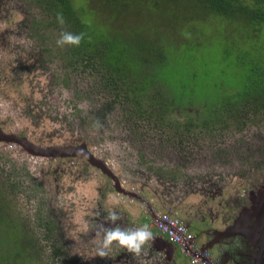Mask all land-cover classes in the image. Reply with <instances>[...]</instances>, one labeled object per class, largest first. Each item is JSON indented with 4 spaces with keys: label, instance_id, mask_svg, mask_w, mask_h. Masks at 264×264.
Instances as JSON below:
<instances>
[{
    "label": "rangeland",
    "instance_id": "obj_1",
    "mask_svg": "<svg viewBox=\"0 0 264 264\" xmlns=\"http://www.w3.org/2000/svg\"><path fill=\"white\" fill-rule=\"evenodd\" d=\"M71 4L75 15L87 20L92 27L93 38H98L99 53L109 47L108 40L116 42L123 50L120 56L131 63L133 83L138 84V88L146 84V92L155 98L156 106L168 105L166 117L157 122L167 127L147 126L140 121L142 124L136 127L124 104L102 93L101 76L107 72L101 70L98 74L95 64L87 66L82 62L75 70H65L69 67L64 57L67 48L58 41L63 34H70L68 22H56L58 29L51 30L45 23L42 25L43 22L38 23L36 30L27 27L26 19L21 20L18 15L20 8L29 13L31 19L34 15L40 18L43 13L42 8L29 0L12 4L15 7L11 9V23L2 21L6 13L4 8L0 11V124L2 122L8 132L27 134L36 143L56 144L62 140L67 142L74 135L83 136L121 180L127 181H123L125 186L141 190V195L153 200L152 207L161 213L169 211V207H174L171 209L174 213L175 207H197L199 195L190 196L179 205L175 203L174 194L162 195L161 192L175 183H185L186 189V183L207 176L211 169L225 170V154L231 158L229 166H232L235 158L243 153V150L239 152L241 141L247 147L249 140L251 145L257 143L253 137L246 140L244 133L253 136L264 133V120L257 119L253 126L243 129L228 121L230 129L222 138L201 136L196 142L184 140L183 143H180L183 134L176 135L179 129L174 128L173 121L202 122L220 109L225 99L229 100L230 95L241 90L253 73L264 67V24L254 27L241 17H214L185 0H71ZM20 21L23 22L19 24ZM4 27L12 29L14 34L1 35ZM5 43L6 47L1 48ZM160 50L168 56L166 64L156 55ZM124 67L130 69L127 63ZM156 94H161L162 100ZM263 114L264 110L258 115ZM262 153L264 157V146ZM0 155L5 156L0 161V170L6 173L16 174L14 163L26 166L38 180L48 171L46 161L28 156L19 147L0 144ZM95 180L98 177L92 182ZM50 183L47 186L48 211L59 223L62 240L75 242L78 248L76 235L85 231L86 224L83 203L73 198L77 201L73 210L56 204V190ZM27 185L24 182V186ZM97 185L95 181L89 187ZM80 187L78 183L79 193ZM0 192L5 198L9 196V207L5 209L15 213L18 225L38 213L39 207H34L36 199L29 201L24 194L14 196L4 189ZM67 211L75 216L74 226L70 224ZM190 231L198 233L192 226ZM8 235L6 222L0 221V264H12L10 258L6 259L13 245ZM174 259L176 264H190L179 250ZM44 263L42 258L41 264Z\"/></svg>",
    "mask_w": 264,
    "mask_h": 264
},
{
    "label": "flooded vegetation",
    "instance_id": "obj_2",
    "mask_svg": "<svg viewBox=\"0 0 264 264\" xmlns=\"http://www.w3.org/2000/svg\"><path fill=\"white\" fill-rule=\"evenodd\" d=\"M18 1L19 0H0V11L4 8V12L6 13V16L2 19L3 22L11 23V9L15 7L12 4L14 3L16 5ZM29 2H33L34 5L36 4L42 8L43 13L41 14L42 17L38 18L34 15L31 19L30 14L22 11L20 8V10H18V15L21 20L26 19L27 27L31 26L32 29L36 30L38 23L43 22L42 25L45 23L47 29L51 30V28L58 29L55 27L56 22L62 24L65 23L63 18L54 19L53 11L50 12L49 9L47 10L44 0H29ZM22 22L23 21H20L19 24ZM13 25L16 26V24ZM5 34L13 35L14 32L9 27H4L1 35ZM6 45L7 43L3 44L1 48L6 47ZM63 48H67L64 57L69 66L66 67L65 70L71 71L77 69L82 62L78 66L73 65V62H70V52L67 43L63 44ZM15 74L18 76L19 72H16ZM4 78L7 79V77ZM101 78L103 81L102 93L112 96L114 102L123 103L126 110H128L131 121H133L134 124L136 123V127H139L142 123L147 126L153 125L154 127L157 125L163 127V129L167 127L162 123V126L157 124V122L160 123V121L166 117V111L161 113L158 119L156 115L150 116V106H148L149 104L147 101L142 100L140 95H138V92H132L134 99L138 100L137 102H133L134 99L129 100L126 93L118 91L115 87L112 88V85L106 86L104 78L102 76ZM56 81L57 78L55 79V82ZM119 99H122V101H119ZM138 102H141L140 111L136 109L138 107ZM215 113L216 115H219L221 112ZM257 119L260 121L264 120L262 117ZM257 119L249 121L244 117H242V119L238 118L236 121L241 120V123L235 122L234 125L238 129L251 127L253 126L252 124H255L253 122H256ZM203 120L204 119L201 121ZM218 120H209L208 117L206 118V124H202V122L191 124L189 122L192 120H189L186 122L173 121V125L174 128L179 129L176 131V135H179V133L183 134L180 143H183L184 140H193L196 142L201 136H206L209 139H212L213 137L214 139L224 137L230 129L228 123L230 120L226 118V116L220 117ZM247 131L248 129H246L245 132ZM0 135H2L0 144L19 147L23 153L28 156L46 161L45 164L48 171L44 172L41 180H38L26 166L19 167L14 163L13 172H16L15 176L20 183L19 186V183L17 182L18 189L21 187V189L25 191L24 195L26 196V199L28 196L29 201L33 199L37 200V205H34V207H39L42 211L40 214L43 218L42 220L44 221V219H46L49 226H51L53 235L51 240L55 241L57 245L61 247V254L63 255L59 259H61L64 264L175 263L174 258L176 252L172 247L164 245L163 248L165 253L160 254L157 252L161 246H158L159 244L156 243V240L157 237H160L161 235L157 230H154L152 221L156 215L161 212L156 207H152L154 201L141 195V190H135L132 186L130 188L125 186L123 181H125V183H127V181L124 178L123 181L121 180L120 176L114 172L106 159L98 156L97 152L94 151V148H92L91 144L83 136L80 137L74 135L67 139L69 141L64 142L65 140H62V143L56 144L54 142L47 144L36 143L31 140L27 134L19 135L14 132L6 131L2 122L0 124ZM255 136L250 133H244L246 140L253 137L254 139H257V143L254 141L255 143L251 145V141L249 140V147H247L241 141L239 143V152L243 150V153L241 156L235 158L232 166H229V159L231 158L228 154H225L224 156L228 158L226 159L222 156L227 163V166L224 167L225 170L223 168H220L219 170L211 169L207 176L198 178L191 183H186V189L185 183H182V185L181 183H175L172 187L164 188V192H161L162 195L164 193L174 194L175 203L179 205L190 196L193 197L199 195L200 199L197 207H188L189 209H178L175 207V212L177 215H181L180 218L189 227V230L191 226L197 230V235L193 234L195 240L201 243V245L206 243L207 237H209L212 231H224L231 224L238 211L244 207H249L252 204V201L258 192L264 193V157L262 153V146H264V133H256ZM31 148L39 149L41 154L30 153L29 150ZM66 148L73 150V154L65 157L62 156L67 153L65 151ZM47 150H55L59 152L57 156L44 155ZM254 150L256 152H254ZM0 157L1 161L5 156L0 155ZM53 164L54 166L52 167ZM51 168H53V175L52 178L49 179ZM102 168H105L111 175L103 172ZM96 177H98V180H95L98 185L94 188L89 187L92 183H95V181L92 182V180ZM46 180H49V182H45ZM24 182L28 185L24 186ZM50 182L54 184L56 190V204H60V206L66 205L67 207H70L69 210H73L77 207V201H74L73 198L77 199L79 203H83L81 207H84L83 212H85L84 217L86 224L84 226L85 231L78 232L76 235L79 239L78 248L75 242H65L62 240L58 233V229L60 228L59 223L48 211L50 201L48 204L47 186L51 184ZM78 183L81 185V193H79L77 188ZM164 187L168 186L164 185ZM148 189L149 191L151 189L155 190V188ZM120 190L129 193L132 196L126 195ZM20 194H22V192L17 193V195ZM155 195H158L157 191ZM106 196L108 197L107 199ZM161 199L165 200L164 197ZM104 200H106L105 204L103 203ZM215 201L216 204H214ZM126 203L129 204L127 207H125ZM128 207L132 208L129 209ZM173 208L174 207H169V211L166 210V212L174 213L171 211ZM35 213H37V211ZM111 214H115L118 218L115 220L110 219L109 217ZM68 216L71 222L70 224L74 226L76 222L75 216L73 213L69 212ZM144 225H148V228L152 233V239L148 240L141 246L139 254L129 251L127 247L120 245L119 242L115 240L105 246L108 232L115 231L116 229H119L121 232L135 231ZM207 233H209V235ZM81 239H84V242H82ZM164 240L166 241L165 238ZM75 245L76 249L74 248ZM177 250L178 249L176 248V251ZM210 251L212 253L214 250Z\"/></svg>",
    "mask_w": 264,
    "mask_h": 264
},
{
    "label": "trees",
    "instance_id": "obj_3",
    "mask_svg": "<svg viewBox=\"0 0 264 264\" xmlns=\"http://www.w3.org/2000/svg\"><path fill=\"white\" fill-rule=\"evenodd\" d=\"M185 1L198 5L208 15L214 17L225 19L241 17L254 27L264 24V0ZM44 2L47 10L53 11L54 19L63 18V21L68 22L70 34L82 37L79 45L68 44L70 62H73V65L78 66L81 62H86L87 66L95 64L98 74L101 73V70H105L107 73L103 74L102 77L106 86L112 85V88L115 87L118 91L126 93L129 100L134 99L133 93L138 92L142 100L148 102L150 116L156 115L158 119L161 113L168 109L167 104L156 106L155 98L149 97L148 91L146 92V84H143L142 88H138V84L133 83L135 80L132 78L133 75L130 76L132 73L131 63H129L127 58L125 62L124 58L120 56L123 50L119 49L120 47L116 42L108 40V42H111L109 47L103 53H99L98 45L96 44L98 38H93L92 27L87 20L83 21L75 15L71 0H44ZM165 54L164 50H160V53L156 51V55H159L161 62L164 64L168 60V56ZM124 63H127L130 69L129 67L125 68ZM150 77L148 76L147 79L150 80ZM156 95H160L162 100L161 94ZM137 101L136 99L133 100V102ZM140 104L141 102H138V107L136 108L139 111L141 110ZM222 105L220 109L215 110L221 113L219 115H216V113L214 115L209 114V120L216 121L218 118L226 116L234 123H241V120L236 121V119L244 117L249 118V120H255L259 118L258 114H261L264 110V67H260L258 72L253 73L242 89L235 92L234 95H230L229 100L225 99ZM260 116L264 119V114ZM189 123L196 124L193 121ZM202 124H206V119L202 121ZM16 180L15 175L6 173L2 169L0 170V190L4 189L5 192L13 193L14 196H17L18 192L25 194L21 187L18 189L19 181ZM1 181L3 182L1 183ZM7 197L9 196L7 195ZM7 197L5 198L0 192V221L2 224H4V221L6 222V229L10 237L9 242L13 244L9 247L10 254L7 255L6 259L10 258L12 264H19V262L22 264H41L42 258L45 259L44 264H64L59 259L63 255L61 254V247L51 240V237H53L52 228L47 223V220L44 219L43 221L42 216H40L42 211L39 209L38 213H34V218L28 217L23 224L18 225L15 215H13L15 213H9L5 209V207H9L7 205ZM27 200H29L28 196ZM20 226L23 227V230H20ZM33 254L36 256L35 258L31 257ZM21 258L22 260L19 261Z\"/></svg>",
    "mask_w": 264,
    "mask_h": 264
},
{
    "label": "water",
    "instance_id": "obj_4",
    "mask_svg": "<svg viewBox=\"0 0 264 264\" xmlns=\"http://www.w3.org/2000/svg\"><path fill=\"white\" fill-rule=\"evenodd\" d=\"M65 151L67 153L62 155L64 157L73 154L71 149L66 148ZM29 152L41 154L37 148H31ZM58 152L47 150L44 155L57 156ZM102 169L103 172L111 175L105 168ZM186 227L189 228L187 225ZM156 243L161 246L157 250L160 254L165 253L164 245L172 247L176 252V247L165 241L162 236L157 237ZM207 250H214L219 264H264V193L258 192L252 204L238 211L224 231H212L206 243L202 245V251Z\"/></svg>",
    "mask_w": 264,
    "mask_h": 264
},
{
    "label": "built area",
    "instance_id": "obj_5",
    "mask_svg": "<svg viewBox=\"0 0 264 264\" xmlns=\"http://www.w3.org/2000/svg\"><path fill=\"white\" fill-rule=\"evenodd\" d=\"M152 226L166 241L174 245L190 264H219L210 250L202 251L201 243L195 240L194 234L176 213H158L152 221Z\"/></svg>",
    "mask_w": 264,
    "mask_h": 264
},
{
    "label": "clouds",
    "instance_id": "obj_6",
    "mask_svg": "<svg viewBox=\"0 0 264 264\" xmlns=\"http://www.w3.org/2000/svg\"><path fill=\"white\" fill-rule=\"evenodd\" d=\"M82 37L79 35H72L65 33L62 35L61 40L58 41V44H71L79 45ZM110 219L115 220L118 217L115 214H111ZM152 239V233L148 228V225H144L141 228L136 229L135 231L121 232L119 229L107 233L105 246L110 244L112 241H118L120 245L128 248L129 251L136 252L139 254L141 246Z\"/></svg>",
    "mask_w": 264,
    "mask_h": 264
},
{
    "label": "crops",
    "instance_id": "obj_7",
    "mask_svg": "<svg viewBox=\"0 0 264 264\" xmlns=\"http://www.w3.org/2000/svg\"><path fill=\"white\" fill-rule=\"evenodd\" d=\"M125 207H127V205ZM128 208L131 209L132 207H128Z\"/></svg>",
    "mask_w": 264,
    "mask_h": 264
}]
</instances>
